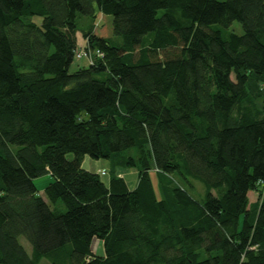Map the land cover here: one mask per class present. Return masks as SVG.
Instances as JSON below:
<instances>
[{"label": "trees", "instance_id": "16d2710c", "mask_svg": "<svg viewBox=\"0 0 264 264\" xmlns=\"http://www.w3.org/2000/svg\"><path fill=\"white\" fill-rule=\"evenodd\" d=\"M43 258L264 264V0H0V264Z\"/></svg>", "mask_w": 264, "mask_h": 264}, {"label": "rangeland", "instance_id": "374dc122", "mask_svg": "<svg viewBox=\"0 0 264 264\" xmlns=\"http://www.w3.org/2000/svg\"><path fill=\"white\" fill-rule=\"evenodd\" d=\"M35 23L39 24L40 19L39 18H34L33 19ZM96 27H95V34L100 36V37H112V18L110 16H101L98 15L96 21H95ZM228 31H233L236 34H241L242 30L241 27L238 23L234 22L231 27H229ZM78 45L80 48L84 47V44L82 42L81 39H78ZM86 65V61L85 60H81V61H73L72 65L70 66L69 71L73 72L75 71L78 67L81 66H85ZM67 158L69 160H72L73 155L72 154H68ZM87 159V162L83 160L82 162V166L84 168L90 169V164L89 163H94L93 165H97L98 166H104L106 169L109 168L108 163L105 160H91L89 158H85ZM89 161V162H88ZM95 170V169H93ZM123 170V169H120ZM125 170V169H124ZM128 170V169H127ZM130 170V169H129ZM118 176V175H117ZM150 177H151V181L153 184V188L157 194L158 197V189H157V178L154 172L150 173ZM130 178V176H127V179ZM136 176L134 174V179L136 180ZM102 181L107 184L108 183V176L102 177ZM52 182V177L50 175H43L41 177H38L34 180V185L39 193V195L46 200L45 194H44V188L50 183ZM256 194H254L252 196L251 194V201H256ZM19 241L21 243V245L24 247L25 251L30 254L31 253V248L29 243L24 239V238H19ZM91 251L95 254H101L102 252V247L101 244L98 243L96 240L93 241L92 246H91ZM38 264H49V261L47 259H41V261Z\"/></svg>", "mask_w": 264, "mask_h": 264}, {"label": "crops", "instance_id": "0c3cea01", "mask_svg": "<svg viewBox=\"0 0 264 264\" xmlns=\"http://www.w3.org/2000/svg\"><path fill=\"white\" fill-rule=\"evenodd\" d=\"M78 39H80V36L77 35V41ZM84 161L87 162V159L84 158ZM89 162V161H88ZM90 164V167L91 169H95L96 171L99 170V169H104L105 167L104 166H98L97 164L96 165H93L94 163H89ZM116 174L123 178L126 186H127V189L128 190H132L135 186V183H136V180L134 179V174L136 176V172L132 169H128V170H120V169H117L116 170ZM127 176H130V178L127 179ZM99 243V241H97Z\"/></svg>", "mask_w": 264, "mask_h": 264}, {"label": "built area", "instance_id": "2783aa9c", "mask_svg": "<svg viewBox=\"0 0 264 264\" xmlns=\"http://www.w3.org/2000/svg\"><path fill=\"white\" fill-rule=\"evenodd\" d=\"M89 55L84 51L83 47L79 49V51L75 54V58L80 60L82 58L89 59Z\"/></svg>", "mask_w": 264, "mask_h": 264}]
</instances>
